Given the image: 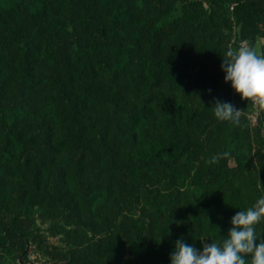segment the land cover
Instances as JSON below:
<instances>
[{
  "label": "trees",
  "instance_id": "trees-1",
  "mask_svg": "<svg viewBox=\"0 0 264 264\" xmlns=\"http://www.w3.org/2000/svg\"><path fill=\"white\" fill-rule=\"evenodd\" d=\"M242 45L264 54V0H0V264L222 240L264 194V105L221 69Z\"/></svg>",
  "mask_w": 264,
  "mask_h": 264
},
{
  "label": "clouds",
  "instance_id": "clouds-1",
  "mask_svg": "<svg viewBox=\"0 0 264 264\" xmlns=\"http://www.w3.org/2000/svg\"><path fill=\"white\" fill-rule=\"evenodd\" d=\"M221 69L223 80L230 82L241 98H253L264 105V54H258L249 46L229 47L221 61ZM210 107L218 120L241 123V108L231 102L214 99ZM216 159L214 155L210 161ZM261 221H264V194L230 217V227L219 242L201 239V246L197 248L181 234L172 243L169 264H264V238L255 228Z\"/></svg>",
  "mask_w": 264,
  "mask_h": 264
},
{
  "label": "built area",
  "instance_id": "built-area-1",
  "mask_svg": "<svg viewBox=\"0 0 264 264\" xmlns=\"http://www.w3.org/2000/svg\"><path fill=\"white\" fill-rule=\"evenodd\" d=\"M254 100V99H253ZM254 107H255V110L257 111V110H259L260 109V104L256 101V100H254ZM253 119H254V121H256V117H255V115L253 116ZM34 259V258H33ZM32 262V261H31ZM30 262V263H31Z\"/></svg>",
  "mask_w": 264,
  "mask_h": 264
},
{
  "label": "rangeland",
  "instance_id": "rangeland-1",
  "mask_svg": "<svg viewBox=\"0 0 264 264\" xmlns=\"http://www.w3.org/2000/svg\"><path fill=\"white\" fill-rule=\"evenodd\" d=\"M35 253L32 252L31 258H35ZM30 264H41V261L37 258L35 261H32Z\"/></svg>",
  "mask_w": 264,
  "mask_h": 264
}]
</instances>
